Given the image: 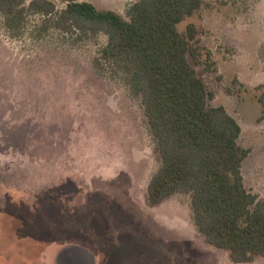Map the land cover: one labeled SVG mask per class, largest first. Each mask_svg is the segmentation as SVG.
<instances>
[{
  "label": "rangeland",
  "instance_id": "374dc122",
  "mask_svg": "<svg viewBox=\"0 0 264 264\" xmlns=\"http://www.w3.org/2000/svg\"><path fill=\"white\" fill-rule=\"evenodd\" d=\"M86 1L125 17L140 0ZM189 22L216 72L193 67L239 125L243 186L262 200L264 0H205ZM106 42L37 14L12 38L0 15V264H59L73 247L87 264H234L198 233L188 193L147 204L160 163L140 99L99 60Z\"/></svg>",
  "mask_w": 264,
  "mask_h": 264
},
{
  "label": "trees",
  "instance_id": "16d2710c",
  "mask_svg": "<svg viewBox=\"0 0 264 264\" xmlns=\"http://www.w3.org/2000/svg\"><path fill=\"white\" fill-rule=\"evenodd\" d=\"M0 0L7 33L23 32L28 14L51 17L55 29L104 35L99 60L114 65L131 93L141 101L159 169L147 187V204L190 195L194 226L205 241L226 251L234 264L264 259V199L243 186L242 163L249 151L238 145L240 127L223 107H211L214 95L193 65L215 73L211 53L201 44L193 22L205 0H140L126 16L99 10L86 0ZM256 97L264 117V88ZM61 249L58 255L63 251Z\"/></svg>",
  "mask_w": 264,
  "mask_h": 264
},
{
  "label": "water",
  "instance_id": "95a60500",
  "mask_svg": "<svg viewBox=\"0 0 264 264\" xmlns=\"http://www.w3.org/2000/svg\"><path fill=\"white\" fill-rule=\"evenodd\" d=\"M58 258L59 264H87L89 260L87 251L79 247L63 250Z\"/></svg>",
  "mask_w": 264,
  "mask_h": 264
},
{
  "label": "crops",
  "instance_id": "0c3cea01",
  "mask_svg": "<svg viewBox=\"0 0 264 264\" xmlns=\"http://www.w3.org/2000/svg\"><path fill=\"white\" fill-rule=\"evenodd\" d=\"M261 117V116H260ZM243 164V163H242Z\"/></svg>",
  "mask_w": 264,
  "mask_h": 264
}]
</instances>
